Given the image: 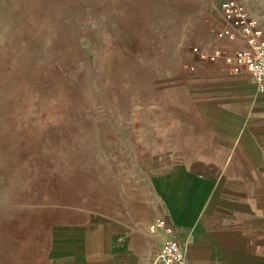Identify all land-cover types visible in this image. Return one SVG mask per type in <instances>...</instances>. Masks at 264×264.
Here are the masks:
<instances>
[{
	"label": "rangeland",
	"instance_id": "374dc122",
	"mask_svg": "<svg viewBox=\"0 0 264 264\" xmlns=\"http://www.w3.org/2000/svg\"><path fill=\"white\" fill-rule=\"evenodd\" d=\"M212 5L0 0V264H48L75 210L133 207L176 143L209 139L191 110V48L213 45ZM241 186L231 202L226 189L219 262L264 264V182Z\"/></svg>",
	"mask_w": 264,
	"mask_h": 264
},
{
	"label": "crops",
	"instance_id": "0c3cea01",
	"mask_svg": "<svg viewBox=\"0 0 264 264\" xmlns=\"http://www.w3.org/2000/svg\"><path fill=\"white\" fill-rule=\"evenodd\" d=\"M244 2L264 31V0ZM214 45L233 52L245 42L238 36ZM197 62L191 110L209 139L186 136L176 143L172 150L179 155L152 174L133 207L75 210L82 222L56 228L48 264H158V218L175 227L187 264H220L229 257V224L221 218L226 189L231 202L246 191L244 183L264 182V93L246 71L232 74L223 61Z\"/></svg>",
	"mask_w": 264,
	"mask_h": 264
},
{
	"label": "built area",
	"instance_id": "2783aa9c",
	"mask_svg": "<svg viewBox=\"0 0 264 264\" xmlns=\"http://www.w3.org/2000/svg\"><path fill=\"white\" fill-rule=\"evenodd\" d=\"M207 24L214 41H234L242 36L245 46L231 52L228 46L214 45L211 48L193 46L191 51L197 61L216 63L223 61L228 72L250 74L256 90L264 93V31L258 17L248 10L244 0H212ZM195 63L188 65L190 71ZM153 231L160 239L158 264H187V255L176 237L175 227L165 218L153 223Z\"/></svg>",
	"mask_w": 264,
	"mask_h": 264
}]
</instances>
